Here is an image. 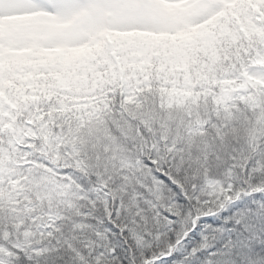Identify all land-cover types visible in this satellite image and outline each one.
Masks as SVG:
<instances>
[{"label": "snow or ice", "instance_id": "1", "mask_svg": "<svg viewBox=\"0 0 264 264\" xmlns=\"http://www.w3.org/2000/svg\"><path fill=\"white\" fill-rule=\"evenodd\" d=\"M0 264H264V0H0Z\"/></svg>", "mask_w": 264, "mask_h": 264}]
</instances>
